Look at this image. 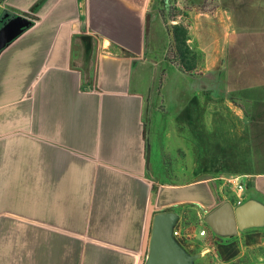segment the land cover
<instances>
[{
	"label": "crops",
	"instance_id": "0c3cea01",
	"mask_svg": "<svg viewBox=\"0 0 264 264\" xmlns=\"http://www.w3.org/2000/svg\"><path fill=\"white\" fill-rule=\"evenodd\" d=\"M151 3L2 2L1 10L36 18L0 53V264H139L151 203L158 211L175 207L182 227L187 206L207 215L230 199L218 202L209 180L172 183L147 166ZM259 90L252 121L264 154ZM262 164L244 174V201L264 202ZM200 229L206 234L178 239L198 255L194 264H208V254L213 264H229L234 256L223 259L219 248L240 231ZM204 238L212 244L199 247Z\"/></svg>",
	"mask_w": 264,
	"mask_h": 264
},
{
	"label": "rangeland",
	"instance_id": "374dc122",
	"mask_svg": "<svg viewBox=\"0 0 264 264\" xmlns=\"http://www.w3.org/2000/svg\"><path fill=\"white\" fill-rule=\"evenodd\" d=\"M227 1L230 8L223 0H169L173 23L188 28L198 60L194 71L184 72L170 61L167 9L161 0H152L153 50L143 59L152 175L172 183L209 180L218 187V202L225 196L233 202L231 181L247 185L244 174L262 169L264 162L258 123L252 121L260 108V86L264 89V0H240V8L235 0ZM182 213L183 233L208 224L206 213L190 206ZM228 239L235 253L229 264H264V227ZM212 242L204 238L197 244ZM208 259L213 264L212 255Z\"/></svg>",
	"mask_w": 264,
	"mask_h": 264
},
{
	"label": "water",
	"instance_id": "95a60500",
	"mask_svg": "<svg viewBox=\"0 0 264 264\" xmlns=\"http://www.w3.org/2000/svg\"><path fill=\"white\" fill-rule=\"evenodd\" d=\"M0 26V53L30 26L32 19L24 14H4ZM89 38V37H86ZM151 145L147 143V166H150ZM179 219L176 211H158L150 204L144 238L146 257L139 264H194L198 255L189 254L173 235ZM205 221L221 235H235L251 228L264 227V202L251 197L235 205L227 200L208 213Z\"/></svg>",
	"mask_w": 264,
	"mask_h": 264
},
{
	"label": "trees",
	"instance_id": "16d2710c",
	"mask_svg": "<svg viewBox=\"0 0 264 264\" xmlns=\"http://www.w3.org/2000/svg\"><path fill=\"white\" fill-rule=\"evenodd\" d=\"M3 1L4 0H0V3H2ZM161 1L163 2L165 9H167L164 11V18L167 22L169 32H170V36H171V47L170 48H171L172 56L170 58V61L172 63L178 64L184 72H192L198 67V60H197V57L195 56V54L193 52V49L190 47V45L188 43V40L190 38L189 37V30L182 23H173V19L171 17L170 12H169V9L171 8L169 6V0H161ZM234 2H235V6L238 8L243 6V4L240 3V0H235ZM223 5L226 8H230L227 0H223ZM6 13H10L11 15H18L17 13H12L9 10L3 9L0 12V18ZM22 14L29 16L32 19V25H33L34 19L36 17H34V15H32L30 13H22ZM196 98L197 97H194L195 101H196ZM186 115L190 116L188 113H186ZM174 208L175 207H171V208H169V210H172ZM179 243L181 245H183L182 242H179ZM222 246L225 247L223 249H229L230 248L228 245H222ZM223 249L220 246L219 252H220V255L222 256L223 259L228 260L235 255L234 251L230 252V249H229V252H226V253H228L226 256L222 255Z\"/></svg>",
	"mask_w": 264,
	"mask_h": 264
},
{
	"label": "built area",
	"instance_id": "2783aa9c",
	"mask_svg": "<svg viewBox=\"0 0 264 264\" xmlns=\"http://www.w3.org/2000/svg\"><path fill=\"white\" fill-rule=\"evenodd\" d=\"M231 182L233 183V185H234L233 189H234V191L237 194V200L235 202H233V203L235 205H238V204H240V203H242L244 201L243 193H244V191L246 189V185L240 180H236V182H233V180H232ZM200 234L201 235H205L206 234V230L202 229L200 231ZM173 235L177 239L181 238L184 235V233L182 232V227L180 226V223L178 221H177V223L174 226Z\"/></svg>",
	"mask_w": 264,
	"mask_h": 264
},
{
	"label": "flooded vegetation",
	"instance_id": "af4514ba",
	"mask_svg": "<svg viewBox=\"0 0 264 264\" xmlns=\"http://www.w3.org/2000/svg\"><path fill=\"white\" fill-rule=\"evenodd\" d=\"M6 19H7V18H4V19H1V18H0V26H1L2 22L5 21Z\"/></svg>",
	"mask_w": 264,
	"mask_h": 264
}]
</instances>
